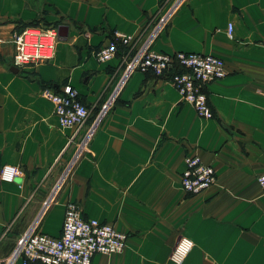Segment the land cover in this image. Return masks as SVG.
I'll use <instances>...</instances> for the list:
<instances>
[{
    "label": "crops",
    "instance_id": "0c3cea01",
    "mask_svg": "<svg viewBox=\"0 0 264 264\" xmlns=\"http://www.w3.org/2000/svg\"><path fill=\"white\" fill-rule=\"evenodd\" d=\"M172 1L0 0V167L19 170L0 182V264H21L10 257L31 225L57 237L68 202L127 235L122 252L90 264H169L180 237L192 242L182 264H264V193L255 183L264 173V0H181L151 41L157 52L223 61L224 77L206 88L211 119L166 80L122 78L119 55L94 58L114 30L140 45ZM36 22L58 24L54 56L15 68L11 35ZM63 85L89 109L74 137L41 95ZM187 155L215 176L193 196L179 186Z\"/></svg>",
    "mask_w": 264,
    "mask_h": 264
},
{
    "label": "built area",
    "instance_id": "2783aa9c",
    "mask_svg": "<svg viewBox=\"0 0 264 264\" xmlns=\"http://www.w3.org/2000/svg\"><path fill=\"white\" fill-rule=\"evenodd\" d=\"M180 1H172L140 45H136L135 37L114 30L110 41L97 50L94 58L98 63H103L119 55L123 65L122 78L132 72H139L166 80L177 92L180 102L188 104L197 117L211 119L206 88L211 82L224 77L223 61L200 53L157 52L151 47L152 39L161 31ZM225 35L227 39H232L230 24H227ZM57 39V28L25 27L12 33V65L21 68L51 60ZM41 95L50 103L58 126L72 129L74 137L89 116V109L81 103L76 90L69 85L48 86L42 89ZM89 134L90 131L84 135L80 149ZM182 162L179 186L185 195L199 194L214 183L213 169L202 163L196 155L184 156ZM18 174L17 167L2 165L0 182L12 183ZM255 183L264 193V173L255 178ZM34 226L31 225L20 237L10 259L19 258L21 264H90L94 255L109 256L122 252L127 239L126 234L117 231L112 225L82 218L78 207L72 202L64 206L57 237L38 233ZM191 248V240L180 237L168 255L169 264H182Z\"/></svg>",
    "mask_w": 264,
    "mask_h": 264
},
{
    "label": "rangeland",
    "instance_id": "374dc122",
    "mask_svg": "<svg viewBox=\"0 0 264 264\" xmlns=\"http://www.w3.org/2000/svg\"><path fill=\"white\" fill-rule=\"evenodd\" d=\"M57 25L58 24H44V23H41V24H38V22H36V24L35 23H33V24H30V25H28V26H26V27H37V28H42V29H46V28H57ZM21 29L20 30H22L23 28H25V26H21L20 27Z\"/></svg>",
    "mask_w": 264,
    "mask_h": 264
},
{
    "label": "water",
    "instance_id": "95a60500",
    "mask_svg": "<svg viewBox=\"0 0 264 264\" xmlns=\"http://www.w3.org/2000/svg\"><path fill=\"white\" fill-rule=\"evenodd\" d=\"M57 34H59V33H58V29H57Z\"/></svg>",
    "mask_w": 264,
    "mask_h": 264
},
{
    "label": "bare ground",
    "instance_id": "6f19581e",
    "mask_svg": "<svg viewBox=\"0 0 264 264\" xmlns=\"http://www.w3.org/2000/svg\"><path fill=\"white\" fill-rule=\"evenodd\" d=\"M188 257V256H187Z\"/></svg>",
    "mask_w": 264,
    "mask_h": 264
}]
</instances>
